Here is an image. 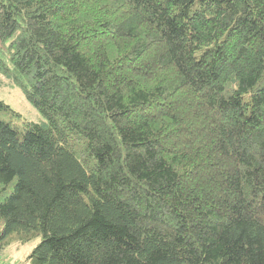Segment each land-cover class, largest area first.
Instances as JSON below:
<instances>
[{
	"label": "trees",
	"instance_id": "trees-1",
	"mask_svg": "<svg viewBox=\"0 0 264 264\" xmlns=\"http://www.w3.org/2000/svg\"><path fill=\"white\" fill-rule=\"evenodd\" d=\"M0 75V256L264 264V0H0Z\"/></svg>",
	"mask_w": 264,
	"mask_h": 264
},
{
	"label": "rangeland",
	"instance_id": "rangeland-1",
	"mask_svg": "<svg viewBox=\"0 0 264 264\" xmlns=\"http://www.w3.org/2000/svg\"><path fill=\"white\" fill-rule=\"evenodd\" d=\"M5 79L0 75V100L9 105L13 110L20 114L18 119L13 116L8 118L12 125L25 121H39L43 118L41 113L26 99L22 91L16 87L4 85ZM38 239L20 244L15 239L4 255L0 256V264H25V259L36 246Z\"/></svg>",
	"mask_w": 264,
	"mask_h": 264
}]
</instances>
